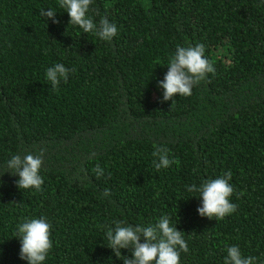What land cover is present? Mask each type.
Here are the masks:
<instances>
[{"label": "trees", "instance_id": "16d2710c", "mask_svg": "<svg viewBox=\"0 0 264 264\" xmlns=\"http://www.w3.org/2000/svg\"><path fill=\"white\" fill-rule=\"evenodd\" d=\"M65 11L58 0H0V264H27L15 237L26 218L51 224L43 264H123L102 226L164 215L188 244L180 264H224L233 245L264 264V0H93L94 22L117 26L111 41ZM197 44L215 74L161 102L177 46ZM56 63L72 71L53 93L45 73ZM157 147L180 165L157 171ZM41 149L43 191L20 190L7 162ZM228 171L236 211L201 217L187 186Z\"/></svg>", "mask_w": 264, "mask_h": 264}, {"label": "clouds", "instance_id": "9594fccd", "mask_svg": "<svg viewBox=\"0 0 264 264\" xmlns=\"http://www.w3.org/2000/svg\"><path fill=\"white\" fill-rule=\"evenodd\" d=\"M93 0H58V6L65 9L70 17L69 24L79 26L83 33H94L103 41H111L117 35V26L102 17L97 25L88 15ZM57 12L52 9H41L40 16L52 18L53 23H59L55 19ZM168 71L158 87L163 89V101L175 102V97L190 96L193 86L205 80L209 73L215 74V68L211 61L205 58V46L182 47L177 46L174 56L171 57ZM72 71L62 63H56L47 68L45 76L47 84L51 85L50 90L54 93L63 81L67 83L69 72ZM43 152L34 156L27 154L23 157L14 155L7 162V168L13 176H19L16 181L17 187L21 189H35L43 191V178L39 172L43 164ZM158 157V162L153 160L157 171L162 168H169L172 164L180 165L179 159H170L167 149L157 147L152 153ZM97 178L103 175V169L99 165L93 170ZM2 176V175H0ZM232 178L231 171L223 176L205 180L199 187L196 185L187 186V191L199 193L202 198V207L197 209L201 217L216 221L223 220L226 216L236 211L237 205L230 202L233 194V187L229 183ZM2 183V181H0ZM104 197L111 196V191L105 189ZM115 227H106V238L110 248L117 259L123 260V264H180L181 252L189 251L182 232L177 230L176 225L171 226L170 217L161 216L155 224L130 225L124 221H114ZM51 224L43 217L26 218L17 225V234L21 243L20 259L26 260L27 264H43L48 253L53 247L50 239ZM143 237L144 242L141 243ZM128 249L130 256L122 255L121 250ZM227 256L224 264H256L255 256L244 257L238 246H226ZM2 251V250H0Z\"/></svg>", "mask_w": 264, "mask_h": 264}]
</instances>
